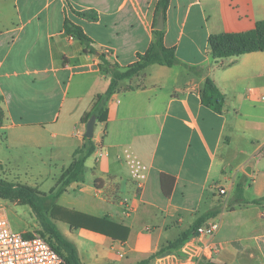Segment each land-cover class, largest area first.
<instances>
[{"label": "crops", "instance_id": "crops-1", "mask_svg": "<svg viewBox=\"0 0 264 264\" xmlns=\"http://www.w3.org/2000/svg\"><path fill=\"white\" fill-rule=\"evenodd\" d=\"M157 2L0 0V164L7 173L17 171V181L32 175L33 188L52 179L48 193L57 186L85 144L97 97L109 89L100 55L120 68L135 63L154 40ZM66 20L84 30L95 53L65 32ZM263 20L264 0H171L163 31L177 64L152 65L119 83L107 121L96 122L85 180L46 208L83 264H191L194 226L208 214L204 223H220L219 252L200 264H264V52L215 60L209 48L211 35L248 32ZM208 78L225 95L222 113L202 102ZM83 216L127 227L129 237L115 241L83 228ZM37 227L15 232L33 235ZM184 233L179 248L158 254Z\"/></svg>", "mask_w": 264, "mask_h": 264}, {"label": "trees", "instance_id": "trees-1", "mask_svg": "<svg viewBox=\"0 0 264 264\" xmlns=\"http://www.w3.org/2000/svg\"><path fill=\"white\" fill-rule=\"evenodd\" d=\"M171 0H158L156 6V15L163 14L166 18L167 11ZM79 16L87 17L92 20L97 19L95 12H78ZM65 32L77 38L84 46L88 53H95L91 48L92 40L85 34L84 30L69 20L64 24ZM164 31L154 30V40L149 49L143 53L138 54L137 61L126 68H120L117 65H113L108 62L104 54H101L102 64L101 70L109 72L112 75L109 89L104 95H99L96 99L95 106L89 120L93 115L96 116L97 121L106 122L107 104L113 94L117 91L119 83L123 80L132 79L135 76L141 74L145 69L152 65H161L166 67H173L177 64L176 50L175 48H168L164 41ZM209 48L213 59L220 60L224 58L240 57L246 54L264 52V20L259 21L256 24L255 29L244 33H225L211 35L209 38ZM202 102L203 104L213 110L216 113H222L225 106V95L219 90L215 82L208 78L205 81L202 90ZM96 146L92 139L85 138V144L82 148L75 152V159L72 165L66 169L58 180L57 186L53 189L52 193H55V200L60 195L65 193L68 187L73 183L83 182L85 180V162L95 152ZM0 164V169H2ZM0 197L8 200L19 201L22 205L30 206L34 212L38 215L45 234H39L45 238L52 247L65 259L67 264H83L76 246L69 241L48 218L47 212L43 204L36 198V190L0 180ZM259 203V202H256ZM210 214L200 218L195 226L194 230L202 225ZM83 223L81 227L108 236L115 241L125 242L130 234V230L127 227L118 225L106 218H88L83 216ZM27 237H31L32 234H27ZM189 237V233H184L177 241L170 243L167 247L161 249L158 254H162L166 249L179 248ZM157 254V255H158ZM155 256H151L153 259ZM148 263V261L141 264ZM206 264V263H204Z\"/></svg>", "mask_w": 264, "mask_h": 264}, {"label": "built area", "instance_id": "built-area-1", "mask_svg": "<svg viewBox=\"0 0 264 264\" xmlns=\"http://www.w3.org/2000/svg\"><path fill=\"white\" fill-rule=\"evenodd\" d=\"M264 99V98H263ZM226 190L220 189L224 195ZM126 215L132 208L123 204ZM220 229V223L212 221L204 223L197 228L193 236L195 244H190L186 260L191 264H200L203 259L211 258L219 252L213 239ZM202 240V245H197ZM200 249H199V248ZM0 264H67L65 259L52 247V245L39 234L31 237L17 233L13 230L6 212H0Z\"/></svg>", "mask_w": 264, "mask_h": 264}, {"label": "rangeland", "instance_id": "rangeland-1", "mask_svg": "<svg viewBox=\"0 0 264 264\" xmlns=\"http://www.w3.org/2000/svg\"><path fill=\"white\" fill-rule=\"evenodd\" d=\"M158 17L159 16H156L155 18V26L157 24ZM126 34L131 35L130 31L126 32ZM123 56H129V53L125 52L123 53ZM1 118H2V110L0 108V119ZM1 150H2L1 153L4 155V151H5L4 145ZM9 172L7 173L4 170V168L0 169V180H5L8 182H12V183H16V184H20V185H24L28 187H30L29 185L33 183L32 182L33 180L29 178L32 175L31 176L29 175V177L26 180L25 179L21 180L19 178L20 181L19 180L17 181V178H18L17 177L18 173H16L17 171L14 174L12 173L13 176L11 172L10 173ZM18 172H21L24 177L27 175L25 174L23 170H20ZM53 185H54V182L52 179H50L49 181L41 184V186H38L37 188L31 187L36 190V198L38 199V201H40L43 204V206L45 207V210L46 208L49 209L54 204V201H55L56 195L55 193H52L53 189L51 190V192L48 193L49 189ZM41 190L47 193H43ZM0 212L7 213L14 231L20 230L22 228H25L29 224L35 223L38 225L37 229L34 231L35 234L47 235L44 228L41 227L39 220L36 219L37 215L34 213L33 209L28 205H22L19 201L8 200V199H4L0 197ZM31 214H33L32 217H31ZM48 218L54 225L59 226V224L56 223L50 215H48Z\"/></svg>", "mask_w": 264, "mask_h": 264}, {"label": "water", "instance_id": "water-1", "mask_svg": "<svg viewBox=\"0 0 264 264\" xmlns=\"http://www.w3.org/2000/svg\"><path fill=\"white\" fill-rule=\"evenodd\" d=\"M163 29H164V16L162 14L159 17V21H158V25H157V30L163 31ZM96 122H97V118H96L95 115H93L89 119V121L87 123V130H86V133H85V138H87V139H93L94 138Z\"/></svg>", "mask_w": 264, "mask_h": 264}]
</instances>
